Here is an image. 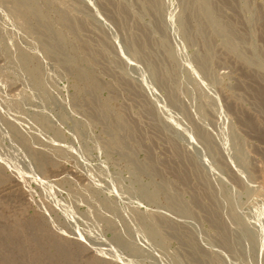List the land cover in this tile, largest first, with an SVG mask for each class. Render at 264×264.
Wrapping results in <instances>:
<instances>
[{"label":"rangeland","instance_id":"1","mask_svg":"<svg viewBox=\"0 0 264 264\" xmlns=\"http://www.w3.org/2000/svg\"><path fill=\"white\" fill-rule=\"evenodd\" d=\"M0 264H264V0H0Z\"/></svg>","mask_w":264,"mask_h":264},{"label":"bare ground","instance_id":"2","mask_svg":"<svg viewBox=\"0 0 264 264\" xmlns=\"http://www.w3.org/2000/svg\"><path fill=\"white\" fill-rule=\"evenodd\" d=\"M21 1H22V0H21ZM24 1H25V0H24ZM12 4H13V3H12ZM39 4H40V3H39ZM68 14H69V13H68ZM260 15H261V14H260ZM71 16H72V15H71ZM261 16H262V15H261ZM69 18H70V17H69ZM67 19H68V18H67ZM70 20L72 21L73 19H70ZM73 21H74V20H73ZM83 23H85V21H83ZM226 23H227V22H226ZM229 24H230V23H229ZM83 25H84V24H83ZM46 27H47V26H46ZM70 27H71V26H70ZM74 27H75V26H74ZM66 28H67V27H66ZM72 28H73V27H72ZM72 28H71V29H72ZM86 28H87V27H86ZM86 28H85V30H87ZM226 29H227V28H226ZM230 31H231V30H230ZM39 33H40V32H39ZM232 33H233V32H232ZM42 34H43V33H42ZM45 35H46V34H45ZM91 48H92V47H91ZM97 51H100V50L97 49ZM90 55H91V54H90ZM93 56H94V55H93ZM83 77H84V76H83ZM255 88H257V87H255ZM258 88H260V87H258ZM254 91H255V90H254ZM255 93H256V92H255ZM262 97H263V96H262ZM260 98H261V97H260ZM257 100H258V99H257ZM243 117H244V116H243ZM94 118H95V117H94ZM246 119H247V118H246ZM248 121H249V120H248ZM121 124H122V123H121ZM129 124H130V123H129ZM151 152H152V151H151ZM150 154H151V153H150ZM182 156H183V155H182ZM151 157H152V156H151ZM163 165H164V164H163ZM178 165H179V164H178ZM183 165H184V164H183ZM186 165H187V164H186ZM179 169H180V167H179ZM184 171H186V170H184ZM189 172H190V171H189ZM185 173H186V172H185ZM177 174H178V172H177ZM189 177H190V176H189ZM196 193H197V192H196ZM195 198H196V197H195ZM197 200H198V199H197ZM197 203H198V202H197ZM200 204H201V203H200ZM197 208H198V207H197ZM199 208H200V206H199ZM207 209H208V208H207ZM202 210H203V209H202ZM212 211H213V209H212ZM209 213H210V211H209ZM216 213H217V212H216ZM216 213H215V214H216ZM207 214H208V213H207ZM210 217H211V215H210ZM160 221H161V220H160ZM214 222H215V221H214ZM218 223H219V222H218ZM219 224H220V223H219ZM219 224H218V225H219ZM167 228H168V227H167ZM32 229H33V228H32ZM32 233H33V232H32ZM64 249H65V248H64ZM66 258H67V257H66ZM102 260H103V259H102Z\"/></svg>","mask_w":264,"mask_h":264}]
</instances>
